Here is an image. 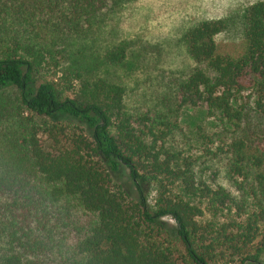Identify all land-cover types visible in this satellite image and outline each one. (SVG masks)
I'll list each match as a JSON object with an SVG mask.
<instances>
[{
    "label": "trees",
    "instance_id": "1",
    "mask_svg": "<svg viewBox=\"0 0 264 264\" xmlns=\"http://www.w3.org/2000/svg\"><path fill=\"white\" fill-rule=\"evenodd\" d=\"M129 1L0 0V91L15 90L0 100V264H40L53 240L75 264H264V134L225 150L239 200L174 142L186 106L237 131L248 104L264 115V0L242 13L239 55L218 51L228 18L189 27L198 66L144 112L99 73L127 47L82 42Z\"/></svg>",
    "mask_w": 264,
    "mask_h": 264
},
{
    "label": "rangeland",
    "instance_id": "2",
    "mask_svg": "<svg viewBox=\"0 0 264 264\" xmlns=\"http://www.w3.org/2000/svg\"><path fill=\"white\" fill-rule=\"evenodd\" d=\"M257 1L261 0H131L107 13L82 42L97 55L118 44L127 47L122 63L102 65L99 73L125 86L126 103L132 112H144L162 107L177 84L198 66L183 40L189 27L204 20L228 18V28L216 36L218 51L239 55L244 50L242 13ZM14 95V89L0 91V100L10 101ZM177 116L174 142L194 162L197 177L212 186L221 185L239 200L241 191L229 173L225 150L243 133L263 135L264 115L248 104L239 131L208 116L204 107L186 106ZM149 197L153 201L154 191ZM66 243L53 240V252L42 254L40 264H75L67 254Z\"/></svg>",
    "mask_w": 264,
    "mask_h": 264
}]
</instances>
